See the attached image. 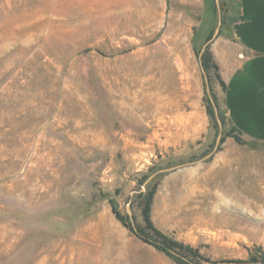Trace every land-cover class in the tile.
Returning <instances> with one entry per match:
<instances>
[{
	"label": "rangeland",
	"instance_id": "374dc122",
	"mask_svg": "<svg viewBox=\"0 0 264 264\" xmlns=\"http://www.w3.org/2000/svg\"><path fill=\"white\" fill-rule=\"evenodd\" d=\"M226 1L214 2L213 31ZM159 9L148 0H0V264H178L123 224L130 201L135 227H145L152 194L153 225L197 251L185 263L264 264V143L232 130L212 63L221 142L172 171L184 175L172 181L168 212L153 199L171 172L140 192L154 172L210 154L218 133L197 57L206 40L182 66L191 73L192 62L197 76L185 92L169 51L174 41L183 54L172 39L195 20ZM145 87L162 91L156 116Z\"/></svg>",
	"mask_w": 264,
	"mask_h": 264
},
{
	"label": "crops",
	"instance_id": "0c3cea01",
	"mask_svg": "<svg viewBox=\"0 0 264 264\" xmlns=\"http://www.w3.org/2000/svg\"><path fill=\"white\" fill-rule=\"evenodd\" d=\"M148 1L160 3L158 16L195 20H191L190 27L181 28L183 30L180 36L177 35L172 39L181 41L184 47L183 54H179L178 48L172 46L175 45L174 41L170 46V58L176 60L174 66L185 67L186 63H190L187 56L193 55L196 47L202 45L201 38L203 37L202 41H205L207 38L204 37L213 32L216 18L214 0ZM226 2L231 8L228 12L223 11L224 22L219 28L218 35L208 45V51L223 82L221 90L223 110L229 125L243 139L264 143V0H227ZM169 30L173 34L171 26ZM196 34L199 35L197 44H195ZM181 57L184 58V62ZM192 64L191 62V73L185 72V68H182L181 74L178 75L177 69L175 76L174 72L171 74L172 80L179 84L180 88L183 87L185 92L189 91L190 81L192 84L197 82L196 70ZM149 92V87L141 89L143 100L155 106L154 116H156L161 111L162 91L156 89L153 94ZM133 97L136 98L137 95ZM170 174L173 177L163 182L153 199V205L165 212L170 210L171 201H167L166 197L173 188L172 181L184 175V173L172 172Z\"/></svg>",
	"mask_w": 264,
	"mask_h": 264
},
{
	"label": "trees",
	"instance_id": "16d2710c",
	"mask_svg": "<svg viewBox=\"0 0 264 264\" xmlns=\"http://www.w3.org/2000/svg\"><path fill=\"white\" fill-rule=\"evenodd\" d=\"M212 33L213 32H211L209 34V36L207 37L206 40H208L211 37ZM210 63H212L213 68L217 72L218 71L217 66L212 60L211 54L208 51V47H206L203 54L201 55V65H202V67L206 73H208V69H209L208 66ZM217 78L219 79V81L221 82V85L223 87V82L221 81L218 74H217ZM212 99L214 100V102L216 104V98H215V96H213V94H212ZM207 101H208V105H209V107H208L209 116L212 118V120L215 122V124L217 126V122L215 119V115H214L212 105H211L209 99H207ZM218 116H219L222 124H224V117L220 113V111H218ZM232 130L236 131L234 128H232ZM221 139H222V136H221ZM221 139H220V142H221ZM237 140H239V139H237ZM152 195L147 200L146 205L143 209V219H144L145 227L143 228V227L137 226L136 227L137 233H135L133 231V229L130 227L131 223L129 221L128 216H127L128 222H123V220H122L123 218L121 219V217L118 215V213L116 211L114 202L111 201L110 205H111L112 212L115 214L116 218L118 220H120L121 222H123V224L127 228H129L142 242L149 244V245L153 246L154 248H156L157 250L165 253L167 256H169L172 260H174L178 264H187V263H185V258L183 257V255L185 256L189 252L196 253L197 251L190 248L189 246L183 245L182 243L175 241L171 237L164 235L162 232H160L153 225V223L151 222V219H150ZM172 252L175 253L176 255L172 254Z\"/></svg>",
	"mask_w": 264,
	"mask_h": 264
},
{
	"label": "water",
	"instance_id": "95a60500",
	"mask_svg": "<svg viewBox=\"0 0 264 264\" xmlns=\"http://www.w3.org/2000/svg\"><path fill=\"white\" fill-rule=\"evenodd\" d=\"M215 4L217 5L218 4V0H214ZM221 26V19H220V11H218V21H217V26L215 27L211 37L206 40V42L203 44L202 48L200 49L199 53H198V60H199V64H200V67H201V72H202V75H203V81H204V85H205V90H206V93L208 94V98H209V101L212 105V108H213V111H214V115H215V119H216V122H217V126H218V133H217V136H216V142H215V146L212 150V152L210 154H208L206 157H202L201 159L197 160V161H192V162H188V163H185V164H178V165H174L172 167H167V168H163V169H160L156 172H154L153 174H151L150 176L147 177V179L141 184L140 186V192H145V186L146 184L151 180L153 179L156 175L160 174V173H166V172H172V171H175L179 168H182L184 166H188V165H192L194 163H197V162H202L204 161L205 159H207L210 155H212L214 153V151L216 150L219 142H220V139H221V136H222V129H223V126H222V122L218 116V109H217V106L214 102V100L212 99V97L209 95V82H208V77L206 75V72L205 70L203 69L202 65H201V55L203 54L204 50L206 49V47L213 41V38L215 36L218 35V32H219V28ZM237 139V138H236ZM135 193L134 191L131 192V194ZM126 214L129 218V221L131 223V227L133 229V231L135 233H137V230H136V227L134 225V221H133V218H132V214H131V210H130V201L126 204ZM172 254L176 255L175 253L172 252Z\"/></svg>",
	"mask_w": 264,
	"mask_h": 264
}]
</instances>
